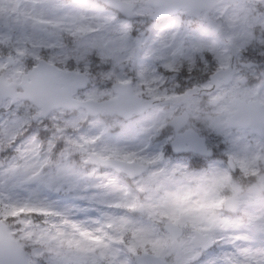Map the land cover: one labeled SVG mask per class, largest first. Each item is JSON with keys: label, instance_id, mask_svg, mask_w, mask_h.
<instances>
[{"label": "snow or ice", "instance_id": "obj_1", "mask_svg": "<svg viewBox=\"0 0 264 264\" xmlns=\"http://www.w3.org/2000/svg\"><path fill=\"white\" fill-rule=\"evenodd\" d=\"M0 264H264V0H0Z\"/></svg>", "mask_w": 264, "mask_h": 264}]
</instances>
